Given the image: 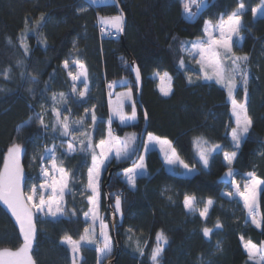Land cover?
Returning <instances> with one entry per match:
<instances>
[{
	"label": "trees",
	"instance_id": "16d2710c",
	"mask_svg": "<svg viewBox=\"0 0 264 264\" xmlns=\"http://www.w3.org/2000/svg\"><path fill=\"white\" fill-rule=\"evenodd\" d=\"M238 2L208 0L206 7L190 19L183 11L182 0H117L107 5H92L90 0H0V170L8 149L20 144L24 150V188L38 186L42 157L55 145L58 164L72 177L64 216L59 220L36 219L31 251L35 264H72L70 246L62 241L67 237L78 241L83 235L87 227L84 213L90 210L88 197L92 195L85 191L91 153H64L71 137L60 135L59 127L53 131L52 109H58L61 116L68 115L70 122L84 117L83 126L71 125L73 134L83 130L87 134L83 140L91 137L93 145L107 138L109 120L121 138L134 132L137 142L128 159L131 160L145 125L137 104L138 88L130 70L131 60L140 70L142 103L149 118L147 135L170 140L181 159L198 172L193 177L172 174L165 169L159 152L151 151L147 162L149 176L138 178L135 188L115 174L108 192L117 214L118 246L114 244L108 260H113L119 251L117 264H151L150 254L162 231L168 243L158 258L159 264H254L244 249V241L260 245L264 242V227L251 223L241 201L222 195L232 188L223 182L227 172L223 154L213 153L205 168L197 151V138L232 149L230 132L235 123L227 90L204 82L192 58L180 50L181 42L190 44L204 39L205 22L218 23L221 16L226 18L236 9ZM244 3L242 45L235 49L249 58L246 67L252 127L232 167L234 178L254 172L264 179V17L256 20L251 11L260 0ZM197 11L193 6V12ZM121 12L126 19L124 39L106 38L99 17ZM22 37L27 54L21 45ZM73 58L80 59L87 68L86 97L71 92L73 82L63 62ZM181 59L184 67H180ZM156 73L172 77L170 97L158 90L153 78ZM119 81L125 84L116 90L131 91L136 103L138 123L132 127L111 118L109 97L113 86L109 85ZM59 93L65 94L66 102H53L54 94L59 101ZM242 94L240 87L238 96ZM85 109H94L95 125L91 124V112L85 116ZM38 115L47 128L39 123ZM29 120L30 126L26 123ZM114 165L115 161L110 166ZM185 195L195 196L200 208L207 199L214 201L206 220L187 211L183 204ZM116 196L121 197V217L115 206ZM103 210L106 212L104 193ZM258 210L259 215H264V185ZM217 221L222 225L219 229L215 227ZM204 227L212 229L210 237L203 235ZM137 242L143 256L137 251ZM22 243L19 224L0 201V250L15 251ZM96 249V244L82 243L76 264H98Z\"/></svg>",
	"mask_w": 264,
	"mask_h": 264
},
{
	"label": "snow or ice",
	"instance_id": "6c2138e0",
	"mask_svg": "<svg viewBox=\"0 0 264 264\" xmlns=\"http://www.w3.org/2000/svg\"><path fill=\"white\" fill-rule=\"evenodd\" d=\"M117 0H112L115 4ZM92 5H107L109 0H90ZM207 3V0H182L183 11L187 17L194 18L199 14V10ZM193 6L198 10L193 12ZM246 11V5L244 0H239L238 5L234 11H232L227 17L221 16L218 23L213 24L211 20L205 22L204 27V39H200L195 42H181L180 50L187 52L190 55H197L199 59L197 63L203 70V78L205 80H215L227 90L228 97L231 101V115L235 118V126L231 129V150H226L220 144H211L203 138H197V151L200 161H202L205 168L209 165V159L213 153L221 152L223 154V160L227 165V172L223 179L230 181V184L234 187V191L222 193L223 196L230 199L239 197L243 201V208L247 211V215L250 218L252 224L257 228L264 227V215H257L258 209V195L262 185H264V179L258 178L254 172L247 174V178L243 184L237 183L234 179L235 173L233 171V164L236 161L238 150L241 147L242 141L247 137L251 127L252 119L248 113V72L247 61L248 57L237 56L233 52V37H237L242 41L240 32L243 28L242 16ZM253 17L257 16V13H264V0H260L258 7L251 9ZM43 20V16L40 17ZM99 23L101 24L102 33L106 29H112L114 32H109V35L115 33H122L124 31V16L121 12L115 16H102L99 17ZM27 29V23H26ZM218 33V35H217ZM46 43V41H45ZM21 45L25 54L28 53V47L24 43V38H21ZM230 61V63H228ZM71 63L75 65V72L69 71L68 76L72 80L71 92L76 93L79 97H85L88 94V72L85 64L78 58H73ZM180 67H184V61H179ZM65 69L69 68V60L63 62ZM136 78L139 80L140 70L135 68ZM160 76V73H156ZM7 78V75H5ZM83 78V90L77 92L76 82ZM165 78L170 80L167 73L160 76L163 81ZM191 82V77H189ZM111 88L112 85H109ZM238 87H242L244 98L242 101L236 99L235 93ZM164 95H169V91L161 89ZM126 98L131 99V92L126 94ZM53 102L60 101L66 102L65 94L59 93V101L57 95H53ZM55 115V122L53 124V131H56L57 127L60 129V135L70 136L71 140L66 142L65 154H72L79 151H86L91 153L92 164L87 173V185L85 191L92 193L88 197V203L91 205L89 212L84 213L85 218L89 217L92 220V224L95 225L98 219L99 209V175L108 164L111 163L109 157L114 153V158L117 162L127 159L134 149L130 148L131 144L135 143V137L125 138L121 140L119 137H113L111 132V120L108 121L109 131L108 138L99 140L98 144L93 145L91 137L85 140L77 141V136L73 134L71 125H84V117H80L76 120L69 121L68 115L61 118V112L55 107L52 109ZM91 112L90 120L91 124L95 125L96 116L94 109H85V116ZM71 113L69 112V115ZM115 115L120 118L121 123L136 119L135 104L132 105L131 115H127L123 112L122 105H118L115 109ZM147 113H145V118ZM39 123L47 128L43 117L37 116ZM27 125H31L32 121L26 122ZM81 136L87 134L81 130L79 133ZM149 143L160 144L161 151H164L165 163L172 167H179L186 172H193L195 169L191 168L189 164L180 159L174 148H171V142L167 140H161L159 137L148 136ZM73 142L78 143V148L74 146ZM164 145H168V150L164 149ZM97 149L99 151H97ZM22 146L20 144H14L8 149L7 156L3 161V169L0 170V201H2L7 208L11 211V214L15 217L19 224V231L23 237L22 245L15 251L13 250H0V264H35L31 255L33 243L36 238V214H42L44 217H49L52 220H57L65 213V200L64 195L66 191H70L69 182L72 179L71 173L66 170L62 164H58L56 157L55 145L52 148L46 150V156L42 159H49L51 161V167H41V175L44 177V182L37 186H32L28 193L24 191V169L20 163V155L22 152ZM148 150L147 146L144 148ZM146 173V165L143 157L139 158V163H136L133 167L128 168L123 172V177L131 188L136 187L137 179L144 176ZM48 192L45 196L43 193ZM171 199V197H169ZM120 198H116V209L120 210ZM184 207L191 214H199L203 219L208 218L209 210L214 204V201L209 198L204 202V206L200 208L197 205L195 196L185 195L183 200ZM122 215V213H121ZM248 221L246 220V223ZM215 227L221 228L222 225L217 221ZM102 240L97 241L95 238L94 228L86 227L83 235L78 241L72 240L70 237L65 238L62 243L68 244L72 253V264H76L77 258L81 251V244H96L97 251L99 253L98 264L104 259L110 257L112 253L111 237L108 234V226L101 222L100 224ZM131 231V229H130ZM205 237H210L212 229L204 227L202 229ZM244 240L243 237H241ZM156 246L152 249L150 254L151 264H159V257L163 252V245L168 243L167 237L161 231L156 236ZM244 249L248 254L249 260L254 264H264V242L257 245L251 240L244 241ZM137 251L143 256V249L137 242Z\"/></svg>",
	"mask_w": 264,
	"mask_h": 264
},
{
	"label": "rangeland",
	"instance_id": "374dc122",
	"mask_svg": "<svg viewBox=\"0 0 264 264\" xmlns=\"http://www.w3.org/2000/svg\"><path fill=\"white\" fill-rule=\"evenodd\" d=\"M208 1V0H207ZM109 4V3H108ZM207 4V3H206ZM206 4L201 8H205L206 7ZM103 5V4H101ZM261 17H264V13H257V16L255 17V19H259ZM242 25H243V22H242ZM112 30V29H111ZM120 34V33H119ZM218 35V33H217ZM236 45L238 46H241L242 45V41L238 40L237 37H233V52L235 53V55L237 56H245V54L241 53V52H238L235 47ZM188 54V53H187ZM191 58H192V61H193V64L195 65V67L198 68L200 74H201V77H202V80L204 82H208V83H216L215 80H205L203 78V70L200 68V65L197 63V60L199 59V56L198 54L197 55H190L188 54ZM228 63H230V61H228ZM68 71H73L75 72V65H73L71 63V61L69 62V68L67 69ZM160 76H163V73H160ZM160 76H157L156 74L153 76V78L157 81L158 83V90L161 92V94L168 98L170 97V95L172 94V77L170 75H168V77H170V80L168 78H165L163 81L160 79ZM195 76H198V75H195ZM125 84L124 81H119L115 84H113L112 88H113V92L111 91V94H110V97H109V108H110V113H111V118L114 120V121H118L120 123V125L122 126H126V127H132L134 125H136L138 123V111H137V108H136V103H135V100H134V97H133V94L131 93V99H128L126 98V94L129 92L127 90L125 91H122V90H116L118 89L120 86H123ZM218 84V83H216ZM219 86H221L220 84H218ZM222 87V86H221ZM76 88H77V92L79 91H82L83 90V78H81L80 81H77L76 82ZM88 88H89V84H88ZM224 88V87H223ZM240 87L237 88L236 90V93H235V96H236V99L238 101H242L243 98H244V94H242L241 96H238V90H239ZM161 89H164V90H167L169 91V95H164V93L161 91ZM225 89V88H224ZM131 92V91H130ZM89 93V91H88ZM88 95V94H87ZM86 95V96H87ZM85 96V97H86ZM230 101V99H229ZM248 101H249V95H248ZM133 103L135 104V111H136V119L134 121L132 120H129V121H126L125 123H121L120 121V118L115 115V109L117 108L118 105H122V109H123V112L127 115H131V111H132V105ZM231 103V101H230ZM231 108H232V105H231ZM232 116V115H231ZM61 118H63V116H61ZM69 118V117H68ZM232 119L235 123V118L232 116ZM70 121V120H69ZM108 131H109V128H108ZM111 132H112V135L113 137H119L113 130L112 126H111ZM80 132H74V135L77 136V141L79 140H83V137L79 134ZM151 135L153 137H157L153 134H148L147 137H146V140H145V145H144V148L145 146H147L148 150L145 151L144 148H143V151H142V154H141V157H143L144 159V163L146 165V173L144 176L142 177H147L149 176V169H148V155L151 151H157L159 152L160 156L162 157L163 161H164V166H165V169L172 173V174H177V175H181V176H184V177H193L194 175L197 174L198 170L195 169V171L189 173V172H186L185 170H183L182 168H179V167H172V166H169L165 163V160H164V151H161V145L158 144V143H149L148 141V136ZM135 137V143L134 144H131L130 145V148L132 149H135L134 148V145H136V142H137V139H136V135L134 134V132H128L126 133V135L121 138L119 137L121 140H124L125 138H131V137ZM107 138H108V132H107ZM106 138V139H107ZM161 140H167V141H170L168 139H163V138H160ZM140 140V139H139ZM171 142V141H170ZM243 142V141H242ZM74 143V146H76L78 148V143L77 142H73ZM242 144V143H241ZM165 150H168V145H164L163 146ZM138 148V146H137ZM171 148H174L172 142H171ZM65 149H66V144H65ZM65 149H64V153H65ZM175 149V148H174ZM240 149V148H239ZM55 150H56V157H57V151H58V148L55 147ZM97 151H99L97 149ZM176 151V150H175ZM78 152V150L70 155H75L76 153ZM23 153H24V150H22L21 152V155H20V163L23 167ZM133 153V152H132ZM177 153V151H176ZM136 154V153H135ZM178 154V153H177ZM68 155V154H67ZM131 155V154H130ZM179 155V154H178ZM46 156V154H45ZM135 155H133L134 157ZM133 157L131 159H133ZM180 157V156H179ZM130 158V156L123 160V161H120V162H117L114 158V153L112 154V156L109 157V160L111 161L110 164H108L103 170H101L100 172V175H99V209H98V219L95 223V225L92 224V220L91 218L89 217L88 219L85 218L86 222H87V227L90 228V230H92L94 228V231H95V238L97 239V241H101L102 240V236H101V229H100V224L101 222L103 224H106L108 226V234L110 235L111 237V227H110V224H109V221H107V218H106V212H104L103 210V185H104V181L107 180V177H106V174L108 173V170L111 169V167H114V166H117V165H120L122 163H126L130 160H128ZM181 159V157H180ZM115 161V164L114 166H110L113 162ZM57 162H58V158H57ZM139 163V161L137 162ZM42 167H51V161L49 159H44V162H43V166ZM133 167V166H131ZM129 167V168H131ZM24 169V167H23ZM128 169V168H127ZM127 169H123V170H118L117 172H115L113 174V177L115 174H118L119 176H121L123 178V180L126 182V179L123 177V172L126 171ZM141 178V177H140ZM247 178V174L246 175H242L241 177L239 178H234L236 180L237 183L241 184V188L243 189V184L245 182ZM113 180V179H112ZM24 181H25V172H24ZM44 182V177L41 175V183ZM127 183V182H126ZM128 184V183H127ZM31 187H25V192L26 194L28 193L29 189ZM38 188V186H37ZM263 188V185L261 186L260 190H259V195H260V192ZM39 188H38V194H39ZM230 191H234V187L232 186L231 190ZM90 192V190H89ZM45 196H47L49 193L48 192H45L43 193ZM67 194V191L65 192V195H64V200H65V196ZM259 195H258V203H259ZM116 197H119V196H116ZM120 198V201H121V197ZM228 198V197H227ZM230 199V198H229ZM231 200H236V201H241L239 199V197H236V198H233ZM243 203V201H241ZM198 205V204H197ZM90 208H91V205H90ZM118 212V215L119 217H121V204H120V210L117 211ZM257 215H258V209H257ZM64 216V215H63ZM63 216H60L57 220L61 219ZM36 219H51L49 217H44L42 214H36V217H35V220ZM254 225V224H253ZM255 226V225H254ZM111 243H112V253L111 255L113 254L114 252V248H115V245H114V242L112 240V237H111ZM164 247V245H163ZM110 255V256H111ZM109 258V257H108ZM107 259H104L101 264H104V263H109L110 261ZM98 259H99V253H98Z\"/></svg>",
	"mask_w": 264,
	"mask_h": 264
},
{
	"label": "water",
	"instance_id": "95a60500",
	"mask_svg": "<svg viewBox=\"0 0 264 264\" xmlns=\"http://www.w3.org/2000/svg\"><path fill=\"white\" fill-rule=\"evenodd\" d=\"M125 28H126V19L124 18V31L122 33H120L121 39H124ZM137 67H138L137 64L133 60H131L130 70H131V73L133 75V79L135 81V84L137 85V88H138L137 104L139 105V107L141 108V110L144 114L145 125H144V128L142 130L140 140H139V144H138V148H137L136 154L133 157V159H131L130 161H128L126 163H122L120 165L111 167V169L108 170V173L106 175L107 180L105 181V183L103 185V193L105 194V202H106V218L109 221V224L111 227V237H112V240H113L114 244L116 245V247L118 246V241H117L118 220H117V214H116V212L112 206V199H111V196L108 192V188H109L110 184L112 183L113 174L115 172H117L118 170H123V169H127L131 166H134L139 161V158L141 157V154H142V151H143V148L145 145V140L147 137L148 127H149V118H148V115L145 118V113H147V112H146V109L142 103V92H143L142 81H141L140 77H139V80H137V78H136L135 68H137ZM234 173H235V171H234ZM223 182L230 183V181H227L225 179H223ZM24 191H25V188H24ZM6 207H7V205H6ZM118 254H119V251L117 252L116 257L107 264H117Z\"/></svg>",
	"mask_w": 264,
	"mask_h": 264
},
{
	"label": "built area",
	"instance_id": "2783aa9c",
	"mask_svg": "<svg viewBox=\"0 0 264 264\" xmlns=\"http://www.w3.org/2000/svg\"><path fill=\"white\" fill-rule=\"evenodd\" d=\"M96 25L99 26V23L96 22ZM110 31L108 29H106L103 34L106 36V38L108 39H111V40H114V41H118L120 39V35L118 33H115V34H112V35H109Z\"/></svg>",
	"mask_w": 264,
	"mask_h": 264
},
{
	"label": "crops",
	"instance_id": "0c3cea01",
	"mask_svg": "<svg viewBox=\"0 0 264 264\" xmlns=\"http://www.w3.org/2000/svg\"><path fill=\"white\" fill-rule=\"evenodd\" d=\"M112 3V0H109V4ZM111 30V29H110ZM114 31V30H112ZM128 91V90H127ZM171 96V95H170ZM258 216H259V210H258Z\"/></svg>",
	"mask_w": 264,
	"mask_h": 264
},
{
	"label": "bare ground",
	"instance_id": "6f19581e",
	"mask_svg": "<svg viewBox=\"0 0 264 264\" xmlns=\"http://www.w3.org/2000/svg\"><path fill=\"white\" fill-rule=\"evenodd\" d=\"M110 32H113L112 30L109 29Z\"/></svg>",
	"mask_w": 264,
	"mask_h": 264
}]
</instances>
